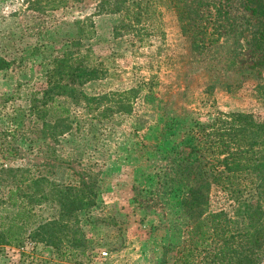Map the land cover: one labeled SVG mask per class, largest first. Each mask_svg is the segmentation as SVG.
<instances>
[{
  "label": "rangeland",
  "instance_id": "rangeland-1",
  "mask_svg": "<svg viewBox=\"0 0 264 264\" xmlns=\"http://www.w3.org/2000/svg\"><path fill=\"white\" fill-rule=\"evenodd\" d=\"M205 2L213 13H201L203 25L209 33L215 30L218 38L200 53L189 47L176 14L169 11L150 13L148 33L133 37L124 30L121 15L94 14L95 0L67 2L45 13L33 10L30 0H0V169L30 170L32 177L57 181L86 178L89 173L97 177L100 202L80 216L79 224L98 246L88 264H158L161 248L172 234L170 225L177 218L159 205L158 198L146 194L157 193V166L166 162L153 155L162 111L158 102L143 99L147 93L140 89V82L154 76L159 82L154 97L159 100L169 98L165 95L169 87L182 92L177 100L169 101L170 109L176 114L182 108L192 109L199 121L212 119L217 112L264 115V103L254 92L255 85L264 82V71L260 77L247 69L255 53L253 32L264 29V22L246 13L240 0ZM213 5L222 13H215ZM85 18H92L96 34L82 43V51L87 54L91 49L108 76L87 83L82 90L88 96L110 94L118 101L121 97L111 95L137 90V96H122L128 100L126 108L107 112L102 120L105 129L94 141L84 131L59 142L44 140L41 120L29 113L32 98L43 89L52 58L71 45L75 21ZM209 85L212 104L202 102L206 96L201 93ZM112 104L113 109L118 107ZM82 112L77 107L72 110L77 119ZM46 143L57 152L62 148L73 154L68 173L55 172L56 163L46 159ZM5 178L0 170V185ZM210 209L229 210L221 192H211ZM37 214L45 218L51 210L44 205ZM28 239L21 249L1 246L0 264H61L50 247Z\"/></svg>",
  "mask_w": 264,
  "mask_h": 264
},
{
  "label": "trees",
  "instance_id": "trees-1",
  "mask_svg": "<svg viewBox=\"0 0 264 264\" xmlns=\"http://www.w3.org/2000/svg\"><path fill=\"white\" fill-rule=\"evenodd\" d=\"M85 1L30 0V4L33 10L45 13L61 9L67 2ZM95 1L94 14L121 15L124 30L133 37L147 34L150 13L164 10L176 14L181 34L193 50L206 52L217 42L216 31L209 33L203 25L201 13H213L205 0ZM240 3L251 17L264 22V0H240ZM213 10L222 13L219 6L213 5ZM74 27L71 45L52 58L45 73V85L29 107L30 115L42 122L44 140L59 142L60 138H73L84 131L94 141L102 134L101 129H105L102 120L107 118V112L119 106L126 108L127 99L135 98L138 93L129 90L122 95H111L121 97V101L110 98V94H85L82 87L105 79L108 70L96 60L91 49L85 51L87 54L82 51V43L96 34L92 18L78 19ZM252 47L253 63L247 69L261 77L264 29H255ZM139 86L147 93L143 99L158 102L157 108L162 111V128L156 136L153 155L166 162L157 166V193L146 191V194L154 195L159 205L177 216L170 225L172 234L161 248L158 264H262L264 115L217 112L212 119L199 121L192 116V109L182 108L178 114L170 109L169 101L177 100L182 92L176 93L175 88L169 87L165 93L169 98H155L154 88L159 82L154 76ZM212 90L209 85L202 91L206 96L202 102L213 103ZM254 92L255 98L264 103V82L257 83ZM122 96L127 99L123 100ZM112 103L118 107L113 109ZM76 107L83 111L80 119L72 114ZM45 146L46 159L57 165L55 172L68 173L71 169L67 164L73 154L62 148L57 152L47 143ZM0 170L6 174L0 185V247L10 245L21 249L29 238L31 243L50 247L61 264H88L98 246L79 224L80 216L97 208L100 202L97 177L89 173L86 178L57 181L46 176L32 177L30 170L13 167ZM213 190L223 194L229 210L210 209ZM44 205L51 210L45 218L37 214V209Z\"/></svg>",
  "mask_w": 264,
  "mask_h": 264
}]
</instances>
